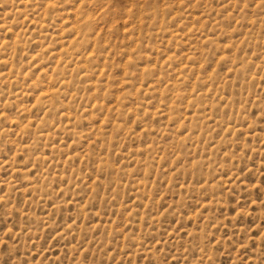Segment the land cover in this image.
Masks as SVG:
<instances>
[{
	"label": "rangeland",
	"instance_id": "374dc122",
	"mask_svg": "<svg viewBox=\"0 0 264 264\" xmlns=\"http://www.w3.org/2000/svg\"><path fill=\"white\" fill-rule=\"evenodd\" d=\"M0 264H264V0H0Z\"/></svg>",
	"mask_w": 264,
	"mask_h": 264
}]
</instances>
